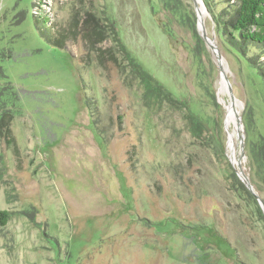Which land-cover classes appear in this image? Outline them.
Instances as JSON below:
<instances>
[{"label":"rangeland","instance_id":"obj_1","mask_svg":"<svg viewBox=\"0 0 264 264\" xmlns=\"http://www.w3.org/2000/svg\"><path fill=\"white\" fill-rule=\"evenodd\" d=\"M41 12L54 34H71L65 48L46 40ZM86 12L113 23L176 103L146 98L127 61L108 59L112 33L98 53L85 49ZM203 21L229 84L192 0H0V210L11 212L0 264H264L262 209L230 186L237 167L221 102L230 88L246 151L264 134V85L209 11ZM241 161L250 178L246 154Z\"/></svg>","mask_w":264,"mask_h":264},{"label":"trees","instance_id":"obj_2","mask_svg":"<svg viewBox=\"0 0 264 264\" xmlns=\"http://www.w3.org/2000/svg\"><path fill=\"white\" fill-rule=\"evenodd\" d=\"M203 2L211 15L214 29L223 44L239 59L244 60L264 85V0H203ZM218 7H220L219 10ZM39 13H37L38 16ZM41 15L45 16L43 18L44 23L50 28L49 34L44 35L46 40L59 48H65L67 38H70L71 34L69 36L64 32H59L57 35L54 34L52 26L48 24V16L42 12ZM75 18L76 15H72V20L69 22L70 27L77 24V19L75 20ZM105 25L103 21L95 18L92 13L86 12V18L82 22V37L85 49L88 52L98 53L100 47L97 44L106 41L107 37H110L112 33L114 46H108L105 51L109 55L108 59L118 67L121 60L127 61L124 67L125 72L128 68V72L139 80L146 98L167 99L170 103H176L177 100L172 97L171 93L158 83L121 43L116 36L113 23L108 20L107 26ZM101 52L103 53V51ZM1 55L2 52L0 51V60L3 58H1ZM97 61L100 66L104 67L101 56L98 55ZM0 79H6L1 67ZM87 107H90L89 100ZM5 118V114L0 115V132L1 126L7 123ZM187 120L195 137L204 141L206 134L201 121L193 115L187 116ZM9 132L10 130L7 128L6 133L9 134ZM244 152L252 174L250 181L254 189L259 193L261 187L264 186V134H261L256 142H250ZM229 182L232 189L238 191L245 200L256 204L255 198L239 179L235 169L231 172ZM10 215L11 212L9 210H0V227L6 225Z\"/></svg>","mask_w":264,"mask_h":264},{"label":"water","instance_id":"obj_3","mask_svg":"<svg viewBox=\"0 0 264 264\" xmlns=\"http://www.w3.org/2000/svg\"><path fill=\"white\" fill-rule=\"evenodd\" d=\"M192 1H193V5H194L195 16H196L197 32H198L199 36L201 37V39L210 48L211 52L213 53V55L216 58V65H217V68H218L219 73H220L221 81H224L227 84H229L228 83V78H227V76H226V74L224 72V69H223L222 61L220 60L221 55H220V52H219V50L217 48V45H216L214 39L212 37L208 36V34L206 32V28L204 26L203 18L198 16V7H199L198 1L197 0H192ZM200 2H201L202 6H203V8L205 10V13L208 12L206 7H205V5H204V3H203V1L200 0ZM228 97L232 100V102L235 99L230 88H229V91H228ZM236 119H237L236 138H237V144H238V147H239L238 161L240 163V160H242V158L244 157L245 152H244V143H243L241 135L239 134L240 133V129H241L240 128L241 127L240 115H236ZM228 158H229V156H228ZM229 161L232 164L230 158H229ZM235 171H236L237 176L239 177V179L244 183L246 188L251 192V194L253 195V197L255 198V200L257 201L259 206L261 207L262 212H263V216H264V200L260 197L258 192L254 189V186L251 183L250 178L243 171L242 165L238 164L237 168H235Z\"/></svg>","mask_w":264,"mask_h":264},{"label":"bare ground","instance_id":"obj_4","mask_svg":"<svg viewBox=\"0 0 264 264\" xmlns=\"http://www.w3.org/2000/svg\"><path fill=\"white\" fill-rule=\"evenodd\" d=\"M198 1V16L200 17H204L205 15V10L200 2V0ZM220 60L222 61V58L220 57ZM224 69V68H223ZM225 72V69H224ZM220 93L224 92V85L223 83H220V87H219ZM221 102L224 104V107L226 109V119L227 121L225 122L224 125V129L226 130V135H227V139H228V146L231 147V149H229V156L233 157L231 159L232 164H234L236 167L238 164H243L242 161L240 160V163L238 161V153H237V149L236 146L234 147V144H236L235 139L236 138V124H237V119H236V115H239L238 112V106H237V102L234 99L233 102L232 100L228 99V101H225V99H221ZM229 125V126H228ZM229 127V129H228ZM243 167V166H242Z\"/></svg>","mask_w":264,"mask_h":264}]
</instances>
